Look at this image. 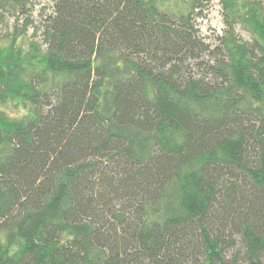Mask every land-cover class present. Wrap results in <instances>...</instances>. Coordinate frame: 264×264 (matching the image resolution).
Masks as SVG:
<instances>
[{
    "label": "trees",
    "instance_id": "obj_1",
    "mask_svg": "<svg viewBox=\"0 0 264 264\" xmlns=\"http://www.w3.org/2000/svg\"><path fill=\"white\" fill-rule=\"evenodd\" d=\"M47 1L0 0V264H264V0Z\"/></svg>",
    "mask_w": 264,
    "mask_h": 264
},
{
    "label": "rangeland",
    "instance_id": "obj_2",
    "mask_svg": "<svg viewBox=\"0 0 264 264\" xmlns=\"http://www.w3.org/2000/svg\"><path fill=\"white\" fill-rule=\"evenodd\" d=\"M30 6L29 14L24 13L22 16L19 17L17 24H19V27L21 24L25 22V15H29L27 17L30 21L26 23V35L30 38L32 37L34 27L37 26V24L40 21V16L44 12H48L50 10V3L47 0H32ZM221 4L218 2V0H213L207 7V9L204 11V14L202 17L197 18V24L199 27V30L202 35L206 36V38H212L215 34L222 32L224 23L222 20V11H221ZM11 16L10 13H5V19L8 21V24L10 25V31H13L14 29V19ZM239 32L242 36L247 35L246 32L241 31L239 29ZM36 38L39 39V36Z\"/></svg>",
    "mask_w": 264,
    "mask_h": 264
}]
</instances>
